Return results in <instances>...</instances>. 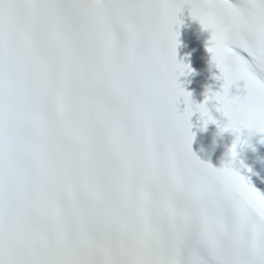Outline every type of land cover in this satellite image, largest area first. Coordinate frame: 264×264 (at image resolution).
<instances>
[{
	"label": "snow or ice",
	"instance_id": "6c2138e0",
	"mask_svg": "<svg viewBox=\"0 0 264 264\" xmlns=\"http://www.w3.org/2000/svg\"><path fill=\"white\" fill-rule=\"evenodd\" d=\"M211 3L0 0V264H264V193L233 168L238 142L219 168L191 149L178 15L204 27ZM229 4L241 65L225 75L209 38L223 83L205 102L223 112L242 81L233 100L264 110V0Z\"/></svg>",
	"mask_w": 264,
	"mask_h": 264
},
{
	"label": "clouds",
	"instance_id": "9594fccd",
	"mask_svg": "<svg viewBox=\"0 0 264 264\" xmlns=\"http://www.w3.org/2000/svg\"><path fill=\"white\" fill-rule=\"evenodd\" d=\"M207 25L202 29L215 36L222 51L216 59L224 70V74L235 79L241 65L240 49L242 47L241 33L237 24V13L232 9L229 0H212L207 13ZM211 62L215 61L210 56ZM192 71V70H191ZM247 96V93H243ZM224 122L220 126L234 136L237 146L243 148L251 146L255 137L260 135L264 139V133L259 129L264 127V110L257 108L245 99L233 100V95L228 93L224 111L221 112Z\"/></svg>",
	"mask_w": 264,
	"mask_h": 264
}]
</instances>
